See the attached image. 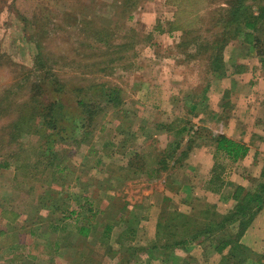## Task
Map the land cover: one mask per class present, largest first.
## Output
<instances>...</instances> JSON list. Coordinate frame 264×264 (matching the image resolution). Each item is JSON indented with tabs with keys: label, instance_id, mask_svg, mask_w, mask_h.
Returning a JSON list of instances; mask_svg holds the SVG:
<instances>
[{
	"label": "rangeland",
	"instance_id": "374dc122",
	"mask_svg": "<svg viewBox=\"0 0 264 264\" xmlns=\"http://www.w3.org/2000/svg\"><path fill=\"white\" fill-rule=\"evenodd\" d=\"M221 2L146 0L129 10L124 9V0H0V161L9 162V167L0 168V229L17 230V235L0 237V244L13 240L14 243L43 245L50 239V243H45L48 252L38 256L42 261L39 264H47L50 254L55 256L58 264L73 257L72 251L69 256L53 254V236L39 237L42 231H55L52 224L40 222V217H44L42 214H48L47 210L38 207L39 201L45 200L43 190L47 188L57 190L56 195L61 199L77 192L74 186H80L82 182L115 188L108 194L90 192L96 206L106 203L105 211L110 215L123 200L130 205L145 202L137 209L139 216L149 213L146 204L159 202L161 198L162 206H173L175 198L182 210H187L189 205L192 210V205L197 202L214 204L215 197L202 193L209 186L215 187L209 183L212 167L208 174L203 171L189 174L188 181L201 188L187 194L185 189L174 193L181 188L180 183L186 175L175 173L173 168L155 176L149 171L154 165H148L143 173L121 180L127 156L137 151L150 156L167 145L170 135L155 126L166 124L175 128L182 118H191L194 129L201 133V139L191 151H201L199 157L203 152L206 156L213 154L211 158L203 155L201 167L204 169L209 161L222 166L216 171L221 173L223 186L215 193L219 194L226 187L220 198L231 197L234 185L255 187L264 165V64L248 43L232 40L223 51L227 76L222 80L215 79L210 73L208 42L205 41L213 39L220 30L213 21ZM64 13L71 15L70 21L64 19ZM73 18L83 20L77 23ZM102 29L109 33L105 43L110 46L97 42L98 31ZM171 39L180 42L177 47L168 45ZM194 39L202 42H193ZM149 44L158 47L147 48ZM38 45L44 64L52 67L59 79L65 80L63 101L66 110L75 113L76 117H80L76 100L90 97L95 82L120 88L122 102L118 107L107 104L102 109L85 141L78 143L80 127L74 131L76 140L70 136V127L63 131L65 139L55 145L68 169L62 174H54L45 166L36 147V134H23L12 140L8 132L22 102L28 99L31 83L36 77L29 70L35 64ZM152 53L159 57L153 59ZM171 54L176 56L174 63L170 60ZM168 73L173 74L170 80ZM158 78V83L151 88L153 94L150 92L146 97L143 88V93L139 92L144 82H156ZM212 83H216V87L209 95L207 92L211 91ZM74 87H81L83 92L74 93ZM169 87L172 94H168ZM188 106H194L197 115L187 114ZM216 107H221L222 112H215L213 108ZM200 113L203 118L197 122ZM211 116L215 125L207 127ZM75 123L80 124V119H75ZM223 125L228 129L236 125L243 138L241 141L250 148L247 157L239 163L211 149L214 145L212 137L225 132ZM123 138H128L129 144L125 149L118 147L120 151H117V144ZM97 159L107 168L106 174L94 166L91 170ZM149 174L153 177L148 178ZM106 176L109 179H105ZM165 189H170L174 195L164 196ZM170 198H173L172 202H169ZM183 200L188 205L184 206ZM3 210L15 212L17 219H7ZM56 212L57 209L51 210L48 217L55 220ZM121 225L125 226L124 223ZM31 232L38 235L32 236ZM17 246L0 250V264H21L14 254L26 257L28 253L15 250ZM245 263L257 264L251 258Z\"/></svg>",
	"mask_w": 264,
	"mask_h": 264
},
{
	"label": "trees",
	"instance_id": "16d2710c",
	"mask_svg": "<svg viewBox=\"0 0 264 264\" xmlns=\"http://www.w3.org/2000/svg\"><path fill=\"white\" fill-rule=\"evenodd\" d=\"M144 1L146 0H124L123 7L131 10L137 8ZM64 15L65 20H71V15L66 13ZM82 20L83 18H73V22L77 23ZM213 22L214 26L220 27V30L213 39L205 42H208L206 49L209 51L208 70L215 79L227 76L223 51L232 40L241 39V42L248 43L264 64V0H222ZM98 34L100 38H97V42L105 45L110 37L109 33L102 29L98 31ZM193 42L202 41L194 39ZM106 46L110 45L106 44ZM37 47L39 50L35 57V64L32 70H29L36 77L31 83L28 99L22 102V107L18 109L16 118L10 123L8 132L12 140H16L23 134H36L38 136L36 147L39 155L45 161V166L51 168L54 174H62L63 170L68 169L64 164V158L58 155L55 145L65 139L63 131L65 132V129L70 127L72 132L70 136L76 140L74 131L80 127L83 131L81 130L79 134L81 136L78 143L85 141L91 134L90 128L94 125L95 117L102 109L107 104L118 107L122 102L120 88L117 86L112 88L106 82H95L92 85L94 91L90 97L76 100V110L80 111L78 114L80 117H76L75 113L66 110L63 101V92L67 85L65 80L59 79L54 74L52 67L44 64L40 46ZM80 88L74 87L72 91L81 94L83 90ZM187 114H191L193 117L197 115L194 106L187 110ZM75 119H80L81 123L76 125ZM190 120L189 117L182 118L181 124L175 128L155 126L156 129H162L170 135L167 145L150 155L153 158L152 161L148 154L134 152L128 160L127 166L122 167L124 173L121 175V180L143 173L148 165H154L152 174L155 176L181 165L196 140L201 137V133L194 129L195 126ZM39 130L42 132L40 133ZM172 131H174V135L171 133ZM212 141L215 152L232 162L244 158L249 150L244 142L230 138L224 133L215 135L212 137ZM126 144H129V139L123 138L120 143L118 142L117 148L125 149ZM119 148L117 151H120ZM8 163L0 161V168L9 167ZM218 167L222 168L215 161L211 169L212 177L209 180L210 185H215V187H208L211 192H217L223 186L221 173L216 172ZM152 174H149L148 178H152ZM260 178L254 188H247L240 184L234 185L231 193L234 204L226 212L218 211L215 204H209L206 201L193 204L191 212L187 213L177 209L163 208L158 217L156 236L152 243L135 246L126 242L128 238L120 236L117 248L114 249L106 243L103 246V253H100L89 247L86 251L74 252L73 257H70L69 264H101L105 256L118 258L119 264H133L139 263L141 255L144 253L149 256V260L152 259L155 257L154 251L158 256L163 257L165 262L180 264L179 259L174 255L175 249H185L187 245L196 241L207 242V245L213 246L218 253L227 251L221 254L217 264H244L250 258L257 264H264V252L257 253L241 243V237L251 226L255 216L264 209V165L260 172ZM43 192L45 200L48 201H39L38 207L47 210L50 215L51 210L59 208L56 195L58 191H55L54 188H47ZM127 206V201L123 200L121 206L108 218L111 222H105L103 227L105 236L109 235L112 227L120 219L131 220L133 227L137 225V216L130 212ZM193 206L197 208L195 209ZM71 211L69 212L75 214L72 220L77 228L79 227V234L86 236L89 226L86 227L79 220L80 208L72 206ZM2 213L11 221L18 217V214L11 210H3ZM117 216L119 217L117 218ZM233 225L234 231L232 230ZM9 234L17 235V230L12 232L0 229V237ZM30 234L33 235L35 232ZM12 242L14 241L0 244V250L8 247ZM14 255L23 264H32L27 257L20 254ZM29 255L32 256V254Z\"/></svg>",
	"mask_w": 264,
	"mask_h": 264
},
{
	"label": "crops",
	"instance_id": "0c3cea01",
	"mask_svg": "<svg viewBox=\"0 0 264 264\" xmlns=\"http://www.w3.org/2000/svg\"><path fill=\"white\" fill-rule=\"evenodd\" d=\"M174 38V37H173ZM180 43L178 42L177 39H171V42H168V45L171 46H175L177 47V44ZM153 47L149 45H147V48L150 47L152 48H156L158 46H156V44H152ZM172 58L170 59L172 63H174L176 61V56H172V54L170 55ZM152 57L153 59H157L159 56H157L156 54L152 53ZM157 63V62H155ZM159 63V62H158ZM160 71V70H159ZM157 76H159V74H157ZM173 74L168 73V79H172ZM159 78L156 80V82H144L142 87L140 88L141 91H139L140 93L142 92V88L143 90H145V96L147 97L150 94H153V91H151V88L153 87V84H157L158 83ZM222 80V79H221ZM216 83H212L211 84V91H208L207 94L210 95V93L213 90V87H216L215 85ZM168 94H170L172 91H170V87L168 88ZM172 94V93H171ZM193 94V93H192ZM171 106H173L172 104H170ZM147 107V106H146ZM146 107H143V109H145ZM174 107V106H173ZM192 107V106H191ZM190 107V108H191ZM188 106V109H190ZM160 109V108H159ZM215 109V112H222L221 107H216L213 108ZM212 116H213V112ZM211 116V119H209L208 122H211L210 124H206L205 126L207 127H212V125H215L214 122V118ZM202 117L203 118V114L200 113L199 116L197 117V122L199 120V118ZM208 119V118H207ZM206 120V119H205ZM213 120V122H212ZM232 120V119H231ZM203 122V120H202ZM228 125V124H227ZM227 125H223V127L225 128V132H223L226 136L233 138V139H237V140H242L243 138L241 137V135H239V131L236 127V125L231 126V129H228ZM164 126H168L166 124H164ZM229 126V125H228ZM198 139H201L198 138ZM197 139V140H198ZM196 140V141H197ZM211 149H214V145L211 147ZM256 151V150H255ZM201 151H197V150H193L190 151L188 156L184 159V161L182 162L181 165H178L176 167L173 168V170H175V173H179L182 172L183 174H185V180L184 182L180 183L181 184V188L178 189L177 191H175L174 193L176 194V192L181 191L182 189H185V193L187 194V192L189 191H197L198 188L200 189L201 187H198L196 184H192L194 182H189L188 181V176L189 174L195 172V171H203L204 174H208L209 170L211 169L212 165H213V161H209V163L207 162V166H205V168L203 169L202 166V158L203 155L206 156L205 152H203V154L201 153V157H199V153ZM250 152V148L248 150V153ZM247 153V154H248ZM256 154V153H255ZM213 156V154L206 156V158H211ZM247 157V155L242 158L243 160ZM131 158V156H127V158L125 159V164L123 166H127L128 164V160ZM205 158V159H206ZM239 161V160H238ZM238 161H236V163H239ZM103 163L101 160L97 159L96 163L93 164L91 166V170L93 168V166L95 168H98L100 172H102L103 174H106V167H103L101 164ZM242 163V160L241 162ZM146 171V170H145ZM150 172H152V168L151 170H149ZM99 172V173H100ZM80 177V176H78ZM108 176L105 177V179H107ZM69 186H67L68 189ZM75 190L78 192L74 191V194H70L69 196L65 197V198H58L57 200V204L59 205V208L57 209V212L55 214L56 219L52 220L51 216L48 217V214H42L44 217H40V222H46L48 224H53L51 227H53L55 229L54 232H49V231H42L43 233H41L39 235L40 238L43 239V237H50L53 236L54 240H53V249H54V253L53 254H62L64 256H69L71 254H74V252H80V251H86L88 250L89 247L94 248L97 252L103 253V246L107 243L108 245H111L114 249L118 247V239L120 236H124L125 238H128V240L126 241L129 244L135 245V246H142V245H148L149 243H152L155 239L156 236V227H157V222H158V217L159 214L161 212V210L163 208H167V209H171V210H179L181 212L187 213L190 212L191 207L189 205V208L187 210H182V208H180V205H178V203L176 202V199L174 198H170L169 202H172V199L175 201L176 204H173V206H162V198L159 202H154L151 201L153 203L150 202V204H146L148 205L150 211L148 214H144V215H138L137 209L141 206V205H145V202H142L141 204H129L128 202V209L130 212L135 213L137 216V225L135 227L132 226V221L131 220H124V219H120L119 222L114 225L112 227V230L110 231L108 236H105L104 234V224L105 222H111L108 218L111 216L108 213H106L105 211V204L101 203L100 206H96L95 205V197L93 196V194L91 195L90 192L94 193V192H98L103 193V194H108L111 191H115V188L112 187H104L102 186V184H100L98 187L95 186L92 183L88 182H82V184H80V186L76 184V187L74 186ZM226 188V187H225ZM224 188V189H225ZM224 189H222L223 191H221L219 194L215 193V192H210L207 189H203L202 193L205 196H211V197H215V199L212 200V203H214L216 205V208L218 211L220 212H226L228 209L232 208L234 201L231 197H228L226 200H224L223 198H220L219 195L221 193L224 192ZM113 191V192H114ZM165 191V192H164ZM163 191L164 196H170L172 197V195H174L173 192L170 191V189H165ZM63 191L61 190V195H62ZM184 193V195H185ZM182 195V194H181ZM81 199V200H80ZM183 204L184 206L188 205V203L186 202V200H183ZM78 207L80 208V213H79V220L84 223L86 225V227H88L89 229L86 232V236H82L79 234V227L77 228V226L75 225L74 221L72 220V218L75 217V214L70 213L69 211H71V207ZM162 206V208H161ZM227 207V208H224ZM72 212V211H71ZM41 214V213H40ZM119 216H117L118 218ZM46 220V221H44ZM125 224V226L121 225V224ZM50 227V226H49ZM232 230H235L234 225L232 226ZM38 235V233L36 234ZM34 234V236H36ZM33 236V235H32ZM107 237V238H106ZM50 239H48V241H45L46 244L50 243L49 242ZM12 242L11 245H19L17 247H14L15 250L17 249H22V250H26L27 251V258L30 259L32 261V264H39L38 260V256L41 257L42 254H46L48 251L46 249V245L43 242V245H41L40 243L36 244L35 242H31V243H25V242H20V243H14ZM241 243L244 244L245 246L251 248L253 251L257 252V253H263L264 252V209H262L261 211L258 212V214L255 216L253 222L251 223V226L246 230V232L243 234V236L241 237ZM81 244V245H80ZM9 245V246H11ZM227 251H224L223 253H226ZM155 254V257H153L152 259L149 260V256L144 253L141 255V260L139 261L140 264H169V261L165 262L166 260L157 255V252H153ZM223 253H218L214 250L213 246L210 247L207 245V242H201V241H196L193 243H190L189 245H187V247L185 249L182 248H177L174 251V255L179 259V263L181 264L182 262L184 264H217L220 260L221 254ZM29 254L34 255L33 257ZM31 256V257H30ZM49 256V261H47V264H53L57 262H55V256H52L51 254L48 255ZM69 260L70 257H68L67 259L65 258L63 262H61V264H69ZM36 261V262H35ZM42 262V261H40ZM138 262L133 263V264H139ZM21 264L22 261H21ZM101 264H119V260L118 258H108V257H104L102 259ZM246 264V263H244Z\"/></svg>",
	"mask_w": 264,
	"mask_h": 264
}]
</instances>
